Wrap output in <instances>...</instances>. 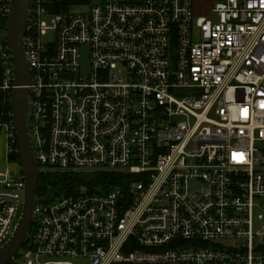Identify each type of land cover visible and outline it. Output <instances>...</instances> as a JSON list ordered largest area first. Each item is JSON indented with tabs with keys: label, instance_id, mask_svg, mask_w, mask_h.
I'll use <instances>...</instances> for the list:
<instances>
[{
	"label": "built area",
	"instance_id": "1",
	"mask_svg": "<svg viewBox=\"0 0 264 264\" xmlns=\"http://www.w3.org/2000/svg\"><path fill=\"white\" fill-rule=\"evenodd\" d=\"M15 2L0 0L8 156L20 155L7 36ZM194 3L31 0L28 126L40 175L128 179L40 201L11 264H264V0L216 1L208 15ZM9 164L0 249L25 203L20 160Z\"/></svg>",
	"mask_w": 264,
	"mask_h": 264
},
{
	"label": "water",
	"instance_id": "2",
	"mask_svg": "<svg viewBox=\"0 0 264 264\" xmlns=\"http://www.w3.org/2000/svg\"><path fill=\"white\" fill-rule=\"evenodd\" d=\"M31 0H16L10 15L7 36L16 63L15 89L11 95L14 132L16 135L21 172L26 182L25 203L15 231L8 242L0 249V264H11L24 246L32 229L34 212L40 201L47 203L53 198H36L39 188L40 172L37 166L29 134V88L31 69L24 47V36L28 22Z\"/></svg>",
	"mask_w": 264,
	"mask_h": 264
},
{
	"label": "trees",
	"instance_id": "3",
	"mask_svg": "<svg viewBox=\"0 0 264 264\" xmlns=\"http://www.w3.org/2000/svg\"><path fill=\"white\" fill-rule=\"evenodd\" d=\"M3 105L0 103V114ZM9 162L19 161L20 155L8 156ZM128 177L122 173H75V172H47L40 175L39 188L36 195L45 197L49 195H69L82 188H108L123 184Z\"/></svg>",
	"mask_w": 264,
	"mask_h": 264
},
{
	"label": "rangeland",
	"instance_id": "4",
	"mask_svg": "<svg viewBox=\"0 0 264 264\" xmlns=\"http://www.w3.org/2000/svg\"><path fill=\"white\" fill-rule=\"evenodd\" d=\"M216 1H221V0H194L196 13L198 15H201V14L205 15V13L210 10L211 5ZM52 37L53 35L51 34L49 35L48 39H51ZM88 56H89L88 49H85L83 53V64L85 67L88 66V62H89ZM5 130L6 129L2 131V134L0 136V171L2 170L5 171L7 169V164L5 161V133H4ZM10 170L13 173H15L16 171L15 166L11 165ZM258 215H259V212L256 211V220H255V230L256 231L260 230V228L262 227V222L258 220Z\"/></svg>",
	"mask_w": 264,
	"mask_h": 264
},
{
	"label": "crops",
	"instance_id": "5",
	"mask_svg": "<svg viewBox=\"0 0 264 264\" xmlns=\"http://www.w3.org/2000/svg\"><path fill=\"white\" fill-rule=\"evenodd\" d=\"M213 5V4H212ZM211 5V6H212ZM209 14V11H207L206 13H205V15H208ZM202 15V14H201ZM4 129H2V130H0V136H1V134H2V131H3ZM4 133H5V161H6V164H7V169H10V164H9V162H8V148H9V134H8V131L7 130H5L4 131ZM6 169V170H7ZM3 171V170H2Z\"/></svg>",
	"mask_w": 264,
	"mask_h": 264
}]
</instances>
